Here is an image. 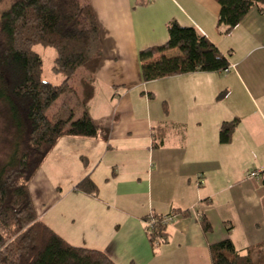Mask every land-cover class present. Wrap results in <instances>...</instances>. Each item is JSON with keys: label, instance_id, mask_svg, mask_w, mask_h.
<instances>
[{"label": "crops", "instance_id": "crops-1", "mask_svg": "<svg viewBox=\"0 0 264 264\" xmlns=\"http://www.w3.org/2000/svg\"><path fill=\"white\" fill-rule=\"evenodd\" d=\"M141 1L90 0L102 54L86 108L107 135L58 139L28 185L37 217L116 264H211L209 246L224 239L239 250L264 246V181L247 177L264 166V13L251 8L226 34L216 0ZM171 20L205 35L228 71L144 81L138 53L165 42ZM236 118L221 143V124ZM87 174L95 194L76 187ZM150 213L172 216L165 242L153 246Z\"/></svg>", "mask_w": 264, "mask_h": 264}, {"label": "trees", "instance_id": "trees-1", "mask_svg": "<svg viewBox=\"0 0 264 264\" xmlns=\"http://www.w3.org/2000/svg\"><path fill=\"white\" fill-rule=\"evenodd\" d=\"M216 1L217 24L226 34L251 8L264 13V0ZM166 28L165 42L138 53L144 81L194 71L224 72L229 66L228 59L196 28L175 20ZM36 44L54 49V69L63 76L60 83L42 78V59L33 49ZM170 49H177L178 54L164 55ZM101 54L90 0H0V101L15 131L11 153L0 166V264H116L100 249L71 244L39 219L28 188L60 137H106L107 127L95 121L86 108ZM67 92L74 95L76 105L64 100L49 112L55 100ZM76 108L81 109L79 116H75ZM237 122L236 118L221 124V143L230 141ZM169 128L163 125L154 130V146L163 143ZM260 177L264 181V172ZM76 187L97 192L89 174ZM162 218L156 213L143 218L150 222L144 229L152 246L166 240ZM201 223L205 231L211 228L205 217ZM209 253L211 264H264L262 243L239 250L224 239L211 244Z\"/></svg>", "mask_w": 264, "mask_h": 264}, {"label": "rangeland", "instance_id": "rangeland-1", "mask_svg": "<svg viewBox=\"0 0 264 264\" xmlns=\"http://www.w3.org/2000/svg\"><path fill=\"white\" fill-rule=\"evenodd\" d=\"M33 49L40 55L42 59V78L54 84L60 83L63 79V76L59 71L54 69V49L51 46H43L41 44L34 45ZM64 100L70 105H76L74 95L67 92L60 95L55 100V102L49 108V112H52L56 106ZM80 113L81 109L76 108L75 116H79ZM14 133V127L11 124L7 108L5 104L0 101V166L7 160L9 154L11 153L13 148ZM143 223L144 226H148V221H143ZM69 225L70 223H68V227ZM158 244L160 243H155V245ZM196 259L198 264H210L207 258Z\"/></svg>", "mask_w": 264, "mask_h": 264}, {"label": "built area", "instance_id": "built-area-1", "mask_svg": "<svg viewBox=\"0 0 264 264\" xmlns=\"http://www.w3.org/2000/svg\"><path fill=\"white\" fill-rule=\"evenodd\" d=\"M229 69V67H227L224 72H227ZM264 172V166L261 167L260 169H256V170H252L251 172L248 173L247 177H260V174ZM162 223L163 224H167L171 219L172 216L171 215H162ZM150 224V222H148V225Z\"/></svg>", "mask_w": 264, "mask_h": 264}]
</instances>
